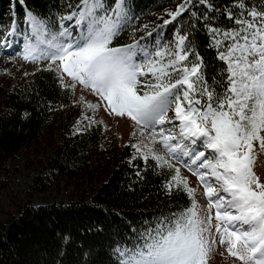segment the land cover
I'll return each mask as SVG.
<instances>
[{"label":"snow or ice","instance_id":"6c2138e0","mask_svg":"<svg viewBox=\"0 0 264 264\" xmlns=\"http://www.w3.org/2000/svg\"><path fill=\"white\" fill-rule=\"evenodd\" d=\"M161 7L154 22L140 23L137 0H52L43 13L25 5L22 20L0 30V52L51 72L79 109L73 135L107 127L98 112L131 122L129 191L151 173L158 198L186 200L135 220L121 216L122 230L80 248L70 264H209L217 246L233 264H264V176L255 170L264 155V0ZM126 30L129 42L114 43ZM34 84L25 92L37 106L68 107L54 108ZM76 162L69 155L64 167ZM187 173L202 187L203 216ZM66 255L65 245L51 264H66Z\"/></svg>","mask_w":264,"mask_h":264},{"label":"trees","instance_id":"16d2710c","mask_svg":"<svg viewBox=\"0 0 264 264\" xmlns=\"http://www.w3.org/2000/svg\"><path fill=\"white\" fill-rule=\"evenodd\" d=\"M50 3L52 0H24L22 5L18 0H0V30L9 26L11 19L22 20L25 5L43 13ZM137 3L138 11L143 12L140 23L154 22L155 16L151 13L162 12L161 5L173 6V0H137ZM127 42V30L114 41L116 44ZM24 66L30 67V63L25 62ZM38 67L28 76H20L11 90L3 92L0 100V189L8 186L7 181L14 174V160L42 137L49 138L53 134L56 140L50 141L51 154L41 165L33 189L44 192L61 178L77 180L84 177L93 186L87 196L71 203L35 206L32 196L20 197L13 202L12 209L0 222V264H51L56 250L65 245L66 264H70L77 258L80 248L104 244L112 232L122 230L121 216L125 220H135L158 212L165 204L186 203L175 197L171 202L163 196L158 198L156 185L159 178L151 173L147 183L142 182L134 191H129L125 185L130 169L125 160L132 150L113 142L101 151L102 126L93 127L87 134L73 135V123L79 109L53 86V74L37 71ZM33 81V87L38 85L41 97L52 100L54 108H58L57 101L68 107L47 112L37 106V98L33 96L29 100L25 92ZM25 111L31 113L29 118H23ZM69 155L77 157L76 166L65 168L64 162ZM46 169L50 172L58 170V174L46 179L41 176ZM98 228L104 230L97 234ZM64 237H68L67 241Z\"/></svg>","mask_w":264,"mask_h":264},{"label":"rangeland","instance_id":"374dc122","mask_svg":"<svg viewBox=\"0 0 264 264\" xmlns=\"http://www.w3.org/2000/svg\"><path fill=\"white\" fill-rule=\"evenodd\" d=\"M22 40V38H21ZM17 47H22V43L18 46L14 45L8 52H13ZM24 61L17 58L15 61H9L7 56L0 52V100L2 99L3 92L11 90L17 83L20 76L24 73H32L38 66L30 63V67L24 66ZM7 70V71H6ZM79 91V90H78ZM90 99H94L89 97ZM96 120H103L107 127H103V138L101 141V151L109 143L117 146H124L127 144L129 133L131 130V122L127 119L117 120L108 117L102 112H98L95 116ZM73 130V128H72ZM56 140L55 134L51 137H42L38 143L33 144L28 149L14 160L12 168L14 174L7 181L8 186L0 189V222L5 218L6 213L12 209L13 202L17 201L20 197H31L35 206H43L48 204H66L79 201L82 196H87L93 186L88 178H80L77 180H68L61 178L52 183L44 192H37L33 189L32 185L36 181V177L40 172V167L46 162L51 154L50 141ZM255 170L258 175L264 176V155L258 156ZM190 178V185L197 187V200L198 210L201 216L206 212V198L203 196L202 187L197 186L196 178L187 173ZM87 192V193H86ZM214 213V210H213ZM223 248L217 246L216 251L212 254L209 264H233V258L227 255H220Z\"/></svg>","mask_w":264,"mask_h":264}]
</instances>
